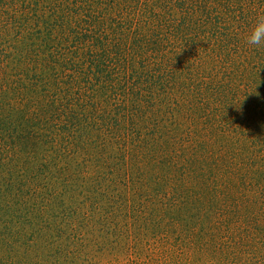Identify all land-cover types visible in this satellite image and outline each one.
Here are the masks:
<instances>
[{
	"label": "trees",
	"instance_id": "1",
	"mask_svg": "<svg viewBox=\"0 0 264 264\" xmlns=\"http://www.w3.org/2000/svg\"><path fill=\"white\" fill-rule=\"evenodd\" d=\"M259 10L0 0V264L151 237L196 264H264Z\"/></svg>",
	"mask_w": 264,
	"mask_h": 264
},
{
	"label": "rangeland",
	"instance_id": "2",
	"mask_svg": "<svg viewBox=\"0 0 264 264\" xmlns=\"http://www.w3.org/2000/svg\"><path fill=\"white\" fill-rule=\"evenodd\" d=\"M95 228V227H94ZM99 231V230H98ZM101 239V237H100ZM63 242L62 238L58 239ZM156 243L155 237L148 238L140 243H126L119 246L111 245V239L101 240L100 243L88 242V251L71 255L77 259L73 264H196L201 263L182 247H169L168 244ZM85 246V243H84ZM121 246V247H120ZM133 246L139 247L140 251ZM117 247L118 250H114ZM168 247V248H167ZM88 253V254H87ZM90 254V256H88ZM197 263V264H198Z\"/></svg>",
	"mask_w": 264,
	"mask_h": 264
},
{
	"label": "clouds",
	"instance_id": "3",
	"mask_svg": "<svg viewBox=\"0 0 264 264\" xmlns=\"http://www.w3.org/2000/svg\"><path fill=\"white\" fill-rule=\"evenodd\" d=\"M246 44L252 48L264 47V10L255 14V22L246 35Z\"/></svg>",
	"mask_w": 264,
	"mask_h": 264
}]
</instances>
